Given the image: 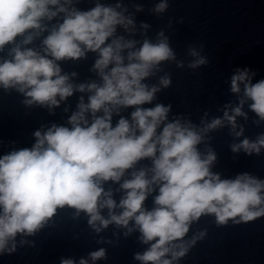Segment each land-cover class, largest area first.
Wrapping results in <instances>:
<instances>
[{"label": "clouds", "instance_id": "9594fccd", "mask_svg": "<svg viewBox=\"0 0 264 264\" xmlns=\"http://www.w3.org/2000/svg\"><path fill=\"white\" fill-rule=\"evenodd\" d=\"M59 3L60 0H0V49L30 29H41L43 18L51 20L57 15L49 6ZM166 7L160 3L156 11H164ZM58 11L67 15L43 41L46 55L14 48L13 59L0 63V85L5 89L19 86L18 90L31 98L29 104L57 105L56 97L63 100L73 94L74 88L68 83L69 77L60 74L56 61L79 59L86 51L99 52L94 68L103 83L77 87L81 92L87 88L93 95L87 105L81 99L79 111L70 118L71 129L53 125L44 135L37 131L34 134L37 143L32 149L0 158V252L6 250L8 242L14 241L18 233L34 234L58 208L65 206L87 213L94 228L97 221L107 227L112 222L127 226L134 220L143 242H152L142 255L136 254L135 258L143 264H172L185 256L188 248L174 242L182 240L190 223L202 215L214 214L218 224L229 219L240 223L264 217V181L248 174L235 180H221L210 171L216 159L214 152L209 151L202 158L198 150L203 137L195 126L182 125L179 120L166 122L170 106L142 107L151 103L160 90L156 86L149 89L142 81L162 61L175 59L167 38L155 44L145 40L138 50L128 53L125 64L121 52L132 49L135 42L124 41L122 37L106 41L113 37L117 25L127 28L133 23L131 19L100 4L89 11L69 12L63 6ZM32 39L29 34L24 43ZM191 54L197 55L195 50ZM206 63L201 58L189 66L195 68ZM242 82L245 96L253 101L252 111L264 120V79L252 83L248 70L240 71L232 76V92L238 93ZM160 83L166 88L171 81L164 77ZM120 107H134L131 122L122 117L113 127L112 112L116 110L118 114ZM89 111L94 117L90 125L85 118ZM100 111L103 116H96ZM233 111V116L225 112L224 117L235 127V116L244 114L240 107ZM221 123V119H214L203 131L215 129ZM262 147L264 135L256 142L244 139L232 150L243 148L249 154L252 151L258 154ZM144 158L152 159L153 175L149 179L144 170L133 173V178L121 185L126 195L116 205L111 192H104L102 183L119 182L126 170ZM153 185L159 186V194L155 197L156 207L148 211L143 204ZM117 206L123 209L119 215L113 214ZM105 207L110 219L100 214ZM177 247L179 250H174ZM14 250L13 243L7 251ZM169 254L171 259L166 258ZM90 255L95 261L105 257V250ZM62 264L74 262L68 259ZM79 264L88 262L81 259Z\"/></svg>", "mask_w": 264, "mask_h": 264}, {"label": "water", "instance_id": "95a60500", "mask_svg": "<svg viewBox=\"0 0 264 264\" xmlns=\"http://www.w3.org/2000/svg\"><path fill=\"white\" fill-rule=\"evenodd\" d=\"M160 3L167 7L158 12L156 7ZM97 4L115 8L133 21L127 28L117 25L113 37L106 41L110 43L112 39L122 37L124 41L135 42L132 49L121 52L125 64L128 53L138 50L145 40L155 44L167 38L174 53L175 59L162 61L142 81L149 89L152 86L160 89L153 101L142 107L170 106L166 122L179 120L182 125L195 126L203 137L198 150L202 158L209 151L214 152L216 159L210 165V171L218 174L221 180H235L239 175L248 174L264 181V147L258 154L255 151L249 154L243 148L232 150L244 139L256 142L264 135V120L252 111L253 101L245 96L243 82L238 93L231 90L232 76L245 69L252 83L264 79V0H60L59 5L49 6L50 10L57 11V15L51 20L43 18L41 29H30L0 49V63L12 60V50L17 47L21 51L31 49L46 55L43 41L67 15L58 11L60 6L69 12L89 11ZM29 34L33 39L26 44L24 40ZM193 50L196 56L191 54ZM98 58V51H86L82 58L56 61L61 68L60 74L67 75L68 83L74 88L73 94L63 100L57 96V105L29 104L27 101L31 98L19 91V86L5 89L0 85V158L32 149L37 143L34 135L37 131L44 135L53 125L72 128L69 121L79 111L81 99L87 105L93 95L87 88L81 92L76 90L77 87L103 83L94 68ZM201 58L207 63L195 68L189 66ZM164 77L171 81L166 88L160 83ZM236 107H240L244 115L235 116L233 127L224 113L233 116ZM132 111L134 107H120L118 114L113 110L112 126L115 127L122 117L131 122ZM96 116H103V111L97 112ZM85 118L89 125L94 119L90 111L85 113ZM214 119H221V125L203 131ZM238 132L242 134L237 136ZM152 167L151 158L141 159L125 171L119 182H103L104 192L110 191L111 198L119 205L126 195V190L121 188L123 182L132 179L133 173L140 170L146 171L150 179ZM152 187L153 191L143 204L148 211L156 207L155 197L159 194V186ZM122 211L117 206L113 214L119 215ZM100 214L104 219H110L106 207ZM89 219L87 213L75 208H58L34 234L18 233L14 241L10 240L6 250L0 252V264H62L68 259L74 264H79L81 259L87 260L88 264H143L135 258L136 254L142 255L152 242H143L134 220L127 226L112 222L107 227L97 221L96 228H100L97 232ZM13 243L15 250L7 251ZM174 243L184 244L188 251L172 264H264V217L240 223L229 219L225 224H218L214 214H205L192 221L185 237ZM100 249L105 250V257L93 261L90 254ZM174 250L178 251L179 247ZM166 258L171 259V255Z\"/></svg>", "mask_w": 264, "mask_h": 264}]
</instances>
